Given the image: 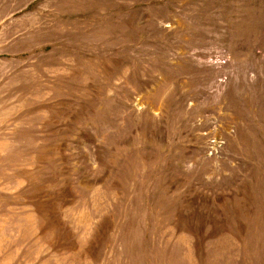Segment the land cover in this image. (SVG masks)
I'll return each mask as SVG.
<instances>
[{
    "label": "rangeland",
    "instance_id": "374dc122",
    "mask_svg": "<svg viewBox=\"0 0 264 264\" xmlns=\"http://www.w3.org/2000/svg\"><path fill=\"white\" fill-rule=\"evenodd\" d=\"M0 264H264V0H0Z\"/></svg>",
    "mask_w": 264,
    "mask_h": 264
}]
</instances>
